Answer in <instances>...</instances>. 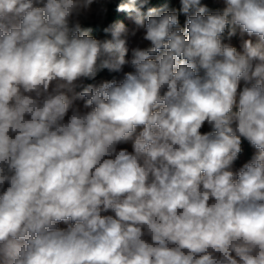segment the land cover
Listing matches in <instances>:
<instances>
[{
    "label": "clouds",
    "instance_id": "9594fccd",
    "mask_svg": "<svg viewBox=\"0 0 264 264\" xmlns=\"http://www.w3.org/2000/svg\"><path fill=\"white\" fill-rule=\"evenodd\" d=\"M111 2L0 0V264H264V0Z\"/></svg>",
    "mask_w": 264,
    "mask_h": 264
},
{
    "label": "trees",
    "instance_id": "16d2710c",
    "mask_svg": "<svg viewBox=\"0 0 264 264\" xmlns=\"http://www.w3.org/2000/svg\"><path fill=\"white\" fill-rule=\"evenodd\" d=\"M124 2H126V0H112L111 3L104 5L107 8V12H103V18L101 20H90V19L82 20V27L85 30H88L90 35H93L98 39L105 38V33L103 32V29L105 27H108L110 24H114V23H120V22L125 23L127 18L131 16L128 13H120L116 11L117 6L120 3H124ZM202 3L206 4L210 10H215L222 6L221 4L213 0H202ZM150 7H154L157 10L164 9L165 7L169 9L178 8L179 0H149V3L144 7V9H142V11L146 12L147 9ZM185 19L186 18L183 15L180 16L181 26H184ZM107 38H110V36ZM118 76L119 73L110 74L107 72V70H103L100 73H98L95 80H85L83 87L87 86V84L90 83L95 84L96 80L98 79H102V80L112 79V78L117 79ZM202 131H207V130L202 129ZM242 149L243 151L236 162L237 165L240 164L243 161V159L244 162H247L254 153L253 148L247 143V141L242 142Z\"/></svg>",
    "mask_w": 264,
    "mask_h": 264
},
{
    "label": "rangeland",
    "instance_id": "374dc122",
    "mask_svg": "<svg viewBox=\"0 0 264 264\" xmlns=\"http://www.w3.org/2000/svg\"><path fill=\"white\" fill-rule=\"evenodd\" d=\"M216 2V0H213ZM103 18V12L100 11V5H96L94 4L93 5V12L92 14L89 16L88 19L90 20H101ZM126 28L129 30V32H131L134 28H135V24H134V20L132 18V16L128 17L126 22L124 23ZM247 37H241L239 35V33H237V36L233 37L230 41V43H232L233 46L237 47L238 50H240V47H241V43H242V39H246ZM225 42H229V41H225ZM136 46H140V47H147L149 46L148 45V42L146 41H143L142 40V31H139L137 32V35L135 37H130L129 39V43H128V48H129V52H128V55L126 56V59H130L131 58V50L132 48L136 47ZM131 69L129 67H125L124 71H130ZM123 76V73H119V76L117 79H121ZM102 79H98L96 80L95 84H98ZM85 83V80L82 82V85L80 88H77V91H80L82 90V87ZM76 103L78 105H81L83 104V101H76ZM203 129L205 130H208L207 126H205ZM120 147H127L130 151H131V145L130 144H127V145H121ZM254 150V149H253ZM243 157V156H242ZM244 158V157H243ZM244 159L243 161L240 163V164H236L235 163V166H234V170H239V168L244 164ZM106 214H112L111 212L109 213H106ZM61 228H64V227H67V225H65L64 223H61L59 225Z\"/></svg>",
    "mask_w": 264,
    "mask_h": 264
}]
</instances>
